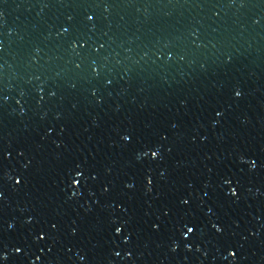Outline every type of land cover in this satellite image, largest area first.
Wrapping results in <instances>:
<instances>
[{
  "label": "water",
  "instance_id": "water-1",
  "mask_svg": "<svg viewBox=\"0 0 264 264\" xmlns=\"http://www.w3.org/2000/svg\"><path fill=\"white\" fill-rule=\"evenodd\" d=\"M0 97V264H264V0H0Z\"/></svg>",
  "mask_w": 264,
  "mask_h": 264
},
{
  "label": "snow or ice",
  "instance_id": "snow-or-ice-1",
  "mask_svg": "<svg viewBox=\"0 0 264 264\" xmlns=\"http://www.w3.org/2000/svg\"><path fill=\"white\" fill-rule=\"evenodd\" d=\"M45 6H47V4H45ZM68 19H69V21H72L74 18L70 16V17H68ZM88 22L92 23V29H94L96 27L93 15H90V14L86 13L85 14V23H88ZM92 29H89V30L91 31ZM72 32H73V28H72V25L70 23L68 27H65V26L61 25L60 26V30L58 31V35L62 36V37H65V36H68ZM67 45L78 56L81 55L82 53L87 52L90 47H91L92 51H95V52H99V51L103 50L106 47L105 43H99V47L98 48L92 47L89 44V40L86 38V34L82 33V32H79V31H77L74 35L71 36V39H69L67 41ZM93 64H95V61H93ZM80 67H81L80 64H76V68L77 69H79ZM91 70H92L93 73L96 74V76L99 75V72L97 71V69L95 67H93ZM37 79H39V77ZM109 83H111V81H109ZM42 90L43 89L41 88V91ZM50 95L52 97H55L56 93L53 91V92L50 93ZM92 95L96 96V95H98V93L96 91H94L92 93ZM241 95H242V93L239 90L235 91V96L237 98H239ZM6 99H7L6 97H0V103H3L4 100H6ZM40 100L41 101L43 100V96H40ZM17 103H20V101H17ZM216 115L219 116V115H221V113L217 112ZM121 139L124 142H131L130 134L122 135ZM149 153L151 154V158L153 160H158L161 157V151H160L159 147H156L155 149H153L152 147H147L146 146L142 150L141 155L147 157L149 155ZM22 154L23 153L21 152V155ZM7 155H8V151L6 149L5 150H0V159H3ZM250 167L252 169H255L257 167L256 162L252 161L251 164H250ZM77 169H79V165H77ZM0 171H2V170H0ZM77 174L79 175L80 173L77 172ZM7 178H10V177H8V174H7L6 171H3L2 175H0V179H7ZM93 178H95V177H93ZM22 179H23V177H21V180ZM21 180H17L16 183L19 184L21 182ZM152 183H153L152 179L150 177L147 178V184L150 186V185H152ZM224 183L228 184V185H231L232 181L230 179H228V178H225L224 179ZM126 187L132 188V187H134V185L129 183V184L126 185ZM148 190L151 191V188L149 187ZM104 191H108V189L105 188ZM78 194L79 193L77 192V193H74L73 195H78ZM230 194L233 197H237L238 196V190L233 188V189H231V193ZM2 198H3V195L0 194V199H2ZM181 203L184 204V205H188L190 203V201L188 199H181ZM209 211H211V209H209ZM8 227L9 228H13V225L9 224ZM54 227H55V225H54ZM154 227L157 230L159 228L158 225H154ZM194 227H195L194 225L191 226V227H187V233H192L193 230H194ZM212 228L214 229V231L216 233H221L223 231L222 227L218 226L215 223L212 224ZM115 232L116 233H120L121 232V228L120 227L115 228ZM44 238L45 237H40V239H44ZM15 250L17 252H21L22 251V249L19 248V247H17ZM229 255L232 257L233 261L235 262L236 256H237V252L236 251H229ZM5 259H6V257H4L3 255H0V260H5Z\"/></svg>",
  "mask_w": 264,
  "mask_h": 264
}]
</instances>
